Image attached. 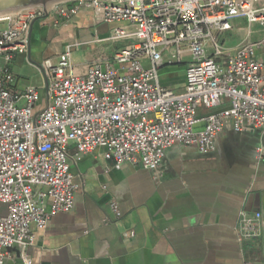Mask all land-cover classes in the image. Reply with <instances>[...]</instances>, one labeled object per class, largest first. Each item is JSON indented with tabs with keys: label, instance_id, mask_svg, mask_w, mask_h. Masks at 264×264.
I'll list each match as a JSON object with an SVG mask.
<instances>
[{
	"label": "built area",
	"instance_id": "built-area-1",
	"mask_svg": "<svg viewBox=\"0 0 264 264\" xmlns=\"http://www.w3.org/2000/svg\"><path fill=\"white\" fill-rule=\"evenodd\" d=\"M84 11L112 26L92 43L124 45L81 73L71 61L77 43L40 64L27 58L42 7L0 15V264L12 249L31 264L33 229L71 210L78 187L70 166L97 149L116 169L129 164L157 180L174 145L206 154L226 131L264 133V0H68L47 9L54 27ZM238 20L263 36L228 48L223 38ZM16 55L38 72L40 87L16 88ZM175 65L184 67L181 89L160 81ZM110 208L118 219L116 203ZM260 218L239 213L240 244L260 236Z\"/></svg>",
	"mask_w": 264,
	"mask_h": 264
},
{
	"label": "crops",
	"instance_id": "crops-1",
	"mask_svg": "<svg viewBox=\"0 0 264 264\" xmlns=\"http://www.w3.org/2000/svg\"><path fill=\"white\" fill-rule=\"evenodd\" d=\"M53 21L48 15L32 24L31 63L56 59L66 46L77 43L71 61L81 73L101 53L111 60L124 45L104 49L92 43L112 26L94 24L90 12L57 27ZM261 36L238 20L223 41L233 48ZM258 58L264 61V49ZM11 69L18 90L42 85L25 56L16 55ZM160 81L181 89L184 67L163 68ZM106 154V149H97L71 164L72 182L78 187L73 206L53 217L44 230L33 229V245L25 251L31 264H264V133L226 131L206 154L174 145L165 151L157 180L129 164L116 169ZM111 202L118 207V219ZM241 211L261 215L260 236L244 244L235 233ZM4 264H22L20 252L10 250Z\"/></svg>",
	"mask_w": 264,
	"mask_h": 264
},
{
	"label": "water",
	"instance_id": "water-1",
	"mask_svg": "<svg viewBox=\"0 0 264 264\" xmlns=\"http://www.w3.org/2000/svg\"><path fill=\"white\" fill-rule=\"evenodd\" d=\"M65 1L68 0H0V15L34 7H42L45 17H47V9L50 5Z\"/></svg>",
	"mask_w": 264,
	"mask_h": 264
},
{
	"label": "rangeland",
	"instance_id": "rangeland-1",
	"mask_svg": "<svg viewBox=\"0 0 264 264\" xmlns=\"http://www.w3.org/2000/svg\"><path fill=\"white\" fill-rule=\"evenodd\" d=\"M103 48H104V49H107V46L103 45ZM103 48H102V49H103ZM105 52H106V51H105ZM107 53H108V52H107ZM106 55H107V54H106ZM0 213H1V214H4V211H3L2 209H0Z\"/></svg>",
	"mask_w": 264,
	"mask_h": 264
}]
</instances>
